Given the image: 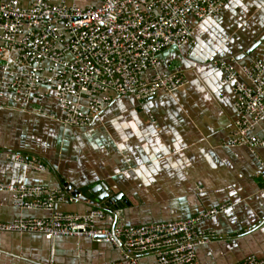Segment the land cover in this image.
Returning <instances> with one entry per match:
<instances>
[{"label": "crops", "instance_id": "0c3cea01", "mask_svg": "<svg viewBox=\"0 0 264 264\" xmlns=\"http://www.w3.org/2000/svg\"><path fill=\"white\" fill-rule=\"evenodd\" d=\"M21 1L24 6L33 2ZM66 2L81 8L100 4ZM11 57L0 59V81ZM233 57L239 65L264 63V0H230L221 16L195 28L194 44L164 51L161 68L144 78L157 72L182 74L187 80L183 88L162 91L146 102L122 97L88 128L67 127L50 118L49 112L61 116L52 94L34 101L28 111L1 100L0 186H68L84 198L59 203L55 210L78 215L99 209L92 204L99 197L124 195L129 204L116 209L117 218L115 210L101 204L113 218L98 221L101 228L186 221L226 207L198 225L200 231L215 234L211 243L197 249L200 264L263 260L264 148L253 153L248 147L227 146L240 117L237 98L225 72L212 64ZM240 80L251 85L242 74ZM254 134L264 137V123ZM16 152L38 156L47 170L37 172L6 159L7 153ZM51 216L18 209L12 194L0 190L1 223ZM123 251L86 238L0 233V264H118ZM143 264L156 262L145 258Z\"/></svg>", "mask_w": 264, "mask_h": 264}, {"label": "built area", "instance_id": "2783aa9c", "mask_svg": "<svg viewBox=\"0 0 264 264\" xmlns=\"http://www.w3.org/2000/svg\"><path fill=\"white\" fill-rule=\"evenodd\" d=\"M230 0H99L98 6H70L66 0H0V59L12 55L11 65L0 81V101L12 102L28 111L34 101L54 95L61 116H48L67 127L88 128L115 100L133 96L142 102L160 92L174 93L187 84L182 74L149 71L163 65L161 55L171 48L194 44L195 28L221 16ZM226 74L236 95L239 119L229 147L264 148V137L254 134L264 123V63L258 60L239 65L237 58L213 61ZM244 75L251 83L240 80ZM44 89H46L44 91ZM39 113H44L40 109ZM6 159L28 169L44 172L46 163L29 155L7 153ZM15 207L52 213L46 220L0 222V233L41 234L91 239L122 247L118 264H200L197 249L214 239V233L198 229L203 221L219 215L226 207L178 222L118 225L101 228L98 221H112L105 210L84 215L59 213L57 204L82 200L70 187H12ZM112 213L117 218V212ZM239 264H264L249 257Z\"/></svg>", "mask_w": 264, "mask_h": 264}, {"label": "water", "instance_id": "95a60500", "mask_svg": "<svg viewBox=\"0 0 264 264\" xmlns=\"http://www.w3.org/2000/svg\"><path fill=\"white\" fill-rule=\"evenodd\" d=\"M244 56L245 55H243L242 57ZM96 188L99 189L100 187L98 186ZM92 194L97 195L96 189H93ZM84 200H87V199H84ZM92 204H94V207H97V208H103L101 205L103 204L105 208H108L109 210L110 209L116 210V209H119V207L124 208L125 206L129 204V202L124 198V195L122 194H118V196L113 197V194L109 193L103 197L97 198V200L95 201H92Z\"/></svg>", "mask_w": 264, "mask_h": 264}, {"label": "rangeland", "instance_id": "374dc122", "mask_svg": "<svg viewBox=\"0 0 264 264\" xmlns=\"http://www.w3.org/2000/svg\"><path fill=\"white\" fill-rule=\"evenodd\" d=\"M58 103V102H57ZM256 135V134H255ZM231 141V140H230ZM230 141H228V145L227 146H229V142ZM233 148H238V147H233ZM251 150V149H250ZM252 151V150H251ZM253 153H256V150L255 151H253ZM31 158H34V159H39V157L38 156H30ZM45 162V161H44ZM46 166H47V164H46ZM24 167V166H23ZM48 168V167H47ZM21 186V185H20ZM86 195H88V194H86Z\"/></svg>", "mask_w": 264, "mask_h": 264}, {"label": "clouds", "instance_id": "9594fccd", "mask_svg": "<svg viewBox=\"0 0 264 264\" xmlns=\"http://www.w3.org/2000/svg\"><path fill=\"white\" fill-rule=\"evenodd\" d=\"M100 209V208H99Z\"/></svg>", "mask_w": 264, "mask_h": 264}]
</instances>
